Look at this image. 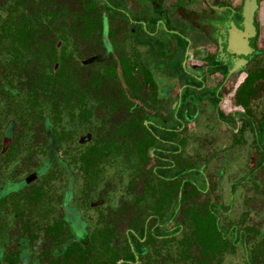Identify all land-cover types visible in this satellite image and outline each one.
I'll list each match as a JSON object with an SVG mask.
<instances>
[{"label":"rangeland","instance_id":"1","mask_svg":"<svg viewBox=\"0 0 264 264\" xmlns=\"http://www.w3.org/2000/svg\"><path fill=\"white\" fill-rule=\"evenodd\" d=\"M95 3L0 0V128L8 115L16 124L11 153L0 137V189L14 186L0 203V249L18 252L28 236L50 261L78 241L93 262L132 261V232L148 228L152 264H264V93L251 121L233 103L226 121L208 108L179 127L178 97L161 99L142 72L147 50L139 62L111 13L107 48ZM148 120L176 132L156 139ZM197 220L212 227L206 239L193 237Z\"/></svg>","mask_w":264,"mask_h":264},{"label":"flooded vegetation","instance_id":"2","mask_svg":"<svg viewBox=\"0 0 264 264\" xmlns=\"http://www.w3.org/2000/svg\"><path fill=\"white\" fill-rule=\"evenodd\" d=\"M82 1L95 5L91 10L97 8L96 1H101L104 5V10L101 8L95 11L100 16L94 17V24L103 29V41L107 48L111 44L107 37L105 15L111 13L118 19L120 34L128 29V33L132 35L135 46L133 54H138L141 58L139 62L143 61L142 53L147 50L149 54L145 56L148 61H144L147 68L142 72L149 74L150 86L160 93L161 99L174 95L178 97L173 116L179 127L183 126L184 121H192L195 115H203L208 108L217 111L218 117L226 121L229 114L225 110H231L234 104L235 111L251 121L250 104L257 99L259 92V96L264 93V88L261 89L264 84V0ZM99 19L102 20V25ZM125 38L120 35V42ZM249 84V90L243 91ZM1 88L8 90L10 94L16 91L9 84ZM232 97L235 101L229 102L228 99ZM240 97L244 103L240 101ZM236 112L232 117L236 116ZM7 118L4 119L2 129L0 128V137L3 148L11 153L16 124L11 119L7 121ZM156 122L147 121V129L154 138L161 139L157 136L156 129L160 130L164 138L167 137L166 132H176L170 128L157 127ZM161 159L167 161L166 157L161 156ZM186 182L197 185L190 180L185 181V184ZM13 188L11 181H7L6 186L0 189V203L9 201L11 197L8 193ZM34 193L37 202L40 199L38 189ZM22 195L24 201L28 202L27 193L23 192ZM73 210L65 208L64 214L69 215ZM153 217L158 220L156 216ZM25 227L27 229L26 225ZM58 230L57 226L47 228V233L54 231L55 236H58ZM148 232V228L139 234L132 232L139 244L133 247L132 254L135 258L130 257L132 261H117L116 264H141L143 260L152 264V254L142 246L147 241ZM73 235H76L75 238L78 236L77 232ZM31 237L34 236L30 235V239ZM80 242L65 245L62 251L54 250L53 261H50L45 254L41 258L34 256L28 236H21L22 249L20 248L19 253L0 249V264H111L108 261L93 262L91 243L83 246Z\"/></svg>","mask_w":264,"mask_h":264},{"label":"trees","instance_id":"3","mask_svg":"<svg viewBox=\"0 0 264 264\" xmlns=\"http://www.w3.org/2000/svg\"><path fill=\"white\" fill-rule=\"evenodd\" d=\"M249 87H250V84L247 86V87H245L244 89H243V91H247V90H249ZM240 101L242 102V103H244L245 101L242 99V97H240ZM94 163H95V161H92V162H88V164H90V165H94ZM186 185L188 186V187H192V189L194 190V193H197V192H199L198 191V188L196 187V186H194L192 183H190V182H187L186 183ZM190 193H191V191H190ZM189 192H188V194H190ZM154 222H158V220L155 218L154 219ZM198 224H196V229L199 231V233H197V231H195L194 233H193V237H195V236H197L198 237V239L200 238H205L206 239V234H205V231H206V233H208L209 231L211 232V229H212V227L211 226H208V224H204V222H200V221H196ZM101 236V235H100ZM94 239H95V237L92 239V241H94ZM190 244H191V241L189 240V239H187V240H184V241H182V245L184 246V247H186V248H190ZM192 245V244H191ZM113 254V253H112ZM116 257V255L115 254H113L112 256H109L108 258H107V260L106 261H108L109 263H111V264H116L117 263V257ZM131 258L132 259H134L135 257H134V255L133 254H131ZM99 261H96L95 263H98Z\"/></svg>","mask_w":264,"mask_h":264},{"label":"water","instance_id":"4","mask_svg":"<svg viewBox=\"0 0 264 264\" xmlns=\"http://www.w3.org/2000/svg\"><path fill=\"white\" fill-rule=\"evenodd\" d=\"M181 199H182V193H181ZM69 222H70L71 224H73V222H72V221H70V220H69ZM74 226H75V225H74Z\"/></svg>","mask_w":264,"mask_h":264}]
</instances>
